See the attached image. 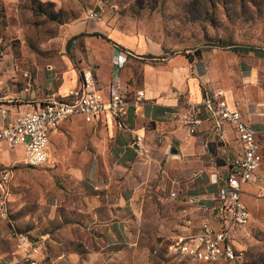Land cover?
Here are the masks:
<instances>
[{
  "label": "rangeland",
  "instance_id": "obj_1",
  "mask_svg": "<svg viewBox=\"0 0 264 264\" xmlns=\"http://www.w3.org/2000/svg\"><path fill=\"white\" fill-rule=\"evenodd\" d=\"M63 2L67 7L60 8L59 21L36 12V4L30 0H23L16 14L6 12L0 5V95L7 96L5 103L29 97L18 95L17 90L35 85L33 77L39 63L53 67V62L69 60L74 65L76 60L87 57L84 47L78 52L73 49V41L58 32V25L80 15L88 19L90 10L97 13L90 20L103 26L138 30L161 41L170 52L176 50L187 53L189 58L211 61L223 88L244 85L247 70L257 66L256 84L242 94L258 99L264 90V0ZM251 125L257 128L253 122ZM65 140L68 153L52 167L25 165L20 160L19 145L0 146V168L11 169L4 183L5 214H0V239L7 247L10 243V248L14 247V237L39 242V264H60V259H67L66 251L77 253L70 264H216L152 252L160 237L181 229L186 219L193 221L201 214L215 218L213 213H201L197 202L170 198L173 182L165 174L161 177L162 163L133 198L135 209H124L123 204L108 209L104 202H114L120 192V178L108 190L93 188L100 169L86 157L83 159L90 164L77 162L78 157L86 155L81 154L82 150L92 149L77 148L84 141L81 133H65ZM233 149L226 150L227 158L213 156L216 166L229 161ZM260 173L249 191L256 199V211H251L246 225L229 229L235 245L243 249L247 264H264V174ZM194 190L200 191L199 186ZM84 195L97 198V207L85 209ZM105 219L120 229L124 226L113 241L94 227Z\"/></svg>",
  "mask_w": 264,
  "mask_h": 264
},
{
  "label": "crops",
  "instance_id": "obj_2",
  "mask_svg": "<svg viewBox=\"0 0 264 264\" xmlns=\"http://www.w3.org/2000/svg\"><path fill=\"white\" fill-rule=\"evenodd\" d=\"M22 1L0 0V5L6 12L16 14ZM39 1L52 2L56 9L67 7L63 0ZM58 27L59 33L73 41L76 52L85 48L87 57L76 60L74 65L69 60L53 62L54 69L51 64L39 63L33 77L35 85L17 90L18 95L29 97L5 103L3 100L7 96L0 95V105H5L9 112H22L43 98L62 96L69 87L79 85L80 71L84 68L92 71L96 85L103 93L107 92L110 81L116 78L127 97L136 89H142L144 94L142 102L135 108L129 106L122 119L106 116L101 120L85 121L77 115L62 119L57 132L48 137V149L56 164L68 153L65 133H81L84 141L77 148L89 147L92 151L82 150L81 154L85 152L86 155L78 157L77 162L84 163L86 160L83 158L86 157L101 171L93 181V188L108 190L113 181L121 180L120 192L114 202L106 200L104 206L114 209V204H123L124 209H135L133 198L162 163L161 177L165 174L173 182L174 190L169 192H173L178 200L197 202L201 213H213L215 216L208 219L201 214L203 216L192 219L193 222L207 220L215 225L219 205L216 187L220 177L231 167L232 158L241 152V141L233 124L225 120L216 121L201 104L203 91L221 88L229 107L238 109L241 117L249 123L253 122L259 130L256 140L262 159L252 177L241 181L240 191L241 199L251 209L248 208L249 218L252 217L251 211H256V199L249 194L253 188L251 182L259 178L260 172L264 174V90L258 99L243 97L242 91L253 89L259 77L257 66L252 65L247 70L244 85L223 88L211 61L188 58L176 50L170 52L161 41L138 30L125 31L103 26L81 15L69 22L59 23ZM92 31H98L102 36L92 34ZM118 48L127 52L120 65L114 62ZM48 70L52 72L47 74ZM189 114L199 119L192 131L189 130ZM208 144L212 147L211 151ZM2 145L4 143L0 142ZM18 147L21 149V160L23 149L20 145ZM232 147L230 160L216 166L213 156L227 158L226 150ZM86 163L90 164L89 161ZM196 185L200 189L198 192L194 190ZM245 185H249L250 189ZM82 197L88 207L85 209L97 207V198ZM189 197L192 199L189 200ZM94 227L113 241L115 233L119 234L124 226L120 229L105 219L98 221ZM230 238L235 245L231 233ZM16 239L14 237V243ZM8 246L0 239L1 260L16 259L17 250L10 248L11 243ZM65 253L67 259H60V264H70L77 258L74 251ZM41 257L42 253L38 259Z\"/></svg>",
  "mask_w": 264,
  "mask_h": 264
},
{
  "label": "built area",
  "instance_id": "obj_3",
  "mask_svg": "<svg viewBox=\"0 0 264 264\" xmlns=\"http://www.w3.org/2000/svg\"><path fill=\"white\" fill-rule=\"evenodd\" d=\"M87 17L95 18V11H88ZM127 52L117 49L114 62L120 65ZM143 90L136 89L129 97L116 78L103 93L96 85L95 77L89 68L80 71L79 85L69 87L59 97L48 96L25 111L9 112L0 105V142L6 147L20 145L23 149L21 162L28 166L52 167L56 165L53 154L48 149V137L56 133L62 119L77 115L85 121L101 120L106 116L122 119L129 106L135 108L143 100ZM202 106L216 121L225 120L233 124L241 141V152L231 160V167L223 173L216 187L219 201L216 224L200 220L197 223L186 219L184 230L163 235L153 248L162 247L164 253L175 259H191L202 263L246 264L243 249L235 246L230 238L232 226L245 225L249 210L240 197L241 181L252 177L262 156L256 136L259 130L241 117L236 108L227 104L223 89L203 91ZM189 130L199 122L197 117L188 115ZM138 139V136H136ZM10 167L0 168V214H5V182L9 179ZM170 198H175L171 192ZM192 197H189L191 200ZM15 260H1L0 264H38L41 246L37 241L23 237L16 239Z\"/></svg>",
  "mask_w": 264,
  "mask_h": 264
},
{
  "label": "trees",
  "instance_id": "obj_4",
  "mask_svg": "<svg viewBox=\"0 0 264 264\" xmlns=\"http://www.w3.org/2000/svg\"><path fill=\"white\" fill-rule=\"evenodd\" d=\"M30 2H33V3H35L36 4V9H35V11L36 12H41V13H43V14H45V16L47 17V18H49V19H52V20H56V21H59L60 20V17H59V15H60V13H61V10H63V9H60V8H58V9H53V6H54V4L52 3V2H49V1H39V0H30ZM92 34H96V35H101L102 36V34L100 33V32H98V31H92L91 32ZM223 44H226V45H230V43H223ZM243 49H250L249 47H247V46H243L242 47ZM253 47H251V49H252ZM232 49L233 50H236L237 49V47H232ZM185 55L188 57V55H187V53H185ZM189 58V57H188ZM208 149L211 151L212 150V147L210 146V144H208ZM182 230H184V228H183V226H182V228L181 229H179V228H176L175 229V231H182ZM161 238V237H160ZM153 250V249H152ZM153 252V251H152ZM154 252H160V253H163V254H165L164 253V251H163V249H162V247H160V248H158L156 251H154ZM246 263V262H245ZM247 264V263H246Z\"/></svg>",
  "mask_w": 264,
  "mask_h": 264
},
{
  "label": "water",
  "instance_id": "obj_5",
  "mask_svg": "<svg viewBox=\"0 0 264 264\" xmlns=\"http://www.w3.org/2000/svg\"><path fill=\"white\" fill-rule=\"evenodd\" d=\"M170 151V150H169Z\"/></svg>",
  "mask_w": 264,
  "mask_h": 264
}]
</instances>
